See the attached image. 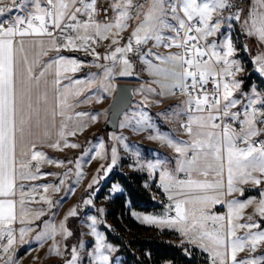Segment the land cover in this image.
<instances>
[{"label":"snow or ice","instance_id":"obj_1","mask_svg":"<svg viewBox=\"0 0 264 264\" xmlns=\"http://www.w3.org/2000/svg\"><path fill=\"white\" fill-rule=\"evenodd\" d=\"M22 6L28 9L25 14L0 20V238H6V243H0V256L3 257L4 264H14L13 246L17 242L25 243L26 235L33 230L31 223L23 225L43 214L42 210L30 213L25 206L23 191L17 201V177L23 180L54 175L30 171L33 160L37 161V169L40 161L45 159L48 163L57 165L65 163L47 158L46 153L37 149V144H47L57 149L65 146L79 147L65 137L75 135L88 126L77 121L69 130L68 121L72 119L70 110L73 107L70 97L79 96L84 87L96 83L97 74L90 73L84 87L75 92L69 91L70 85L61 84V80L67 78L63 73L78 71L85 61L60 54L59 50H91L93 56L100 57L101 53L90 42L97 37L108 38L109 33L115 29L110 44V47H115L103 54L104 59L112 62L111 65H101L94 61L103 70V91L111 94L116 85L111 82L110 77L115 74L117 67L120 75L132 74L133 65L128 53L134 48L139 51V46L147 44L149 40L155 41L157 45L161 44L164 42L163 29L166 28L172 29L176 35L168 36L171 43H165V46L171 48L175 45L182 48L183 52H171L166 56L155 54L156 59L162 62L159 65L153 64L146 55L141 58L148 65L150 74L162 77L154 81L160 86V95H174L176 91L184 94V108L181 111H187L188 119L180 127L190 139L178 141L159 132L150 137L167 144L178 153L172 169L167 168L160 160L148 162L150 169H161L160 182L173 200L176 214L167 217L145 216L144 219L148 223L166 220L189 243L209 252L211 264H264V255L237 259V253L245 247L255 252L264 244V229L260 228V221L253 220V216L249 215L248 219L252 222H235L244 214L242 210L254 202V213L264 217V188L260 190L259 199L225 198L233 193L243 194V184L251 182L261 185L264 181V139H252L264 132V96L253 87L251 93L241 94L247 97L242 112L230 111L235 105L241 104V99L233 96V92L242 83L235 79V72L242 70L240 62L230 59L236 51L233 41L224 34V39L220 42L223 50L218 51L217 43L211 42L207 44L212 49L210 53H206V48L198 46L199 39L211 36L220 29L222 21L213 20V15L232 8L231 0H151L146 8L145 5L134 3V0H115L109 5L114 10L113 18L109 20L106 16V22L95 18V13L101 10L97 8L96 0H21V4L9 5L8 8ZM8 8L0 6V13ZM102 10L107 13L108 7ZM181 11L183 15H180ZM242 11L239 7L235 8L234 12H229L227 19L240 20ZM133 12L136 13L137 23L127 42L121 46L119 34L129 27L128 21L133 18ZM78 13L87 18L80 19ZM140 13H143L142 17ZM169 15L178 23L173 24L165 19ZM242 29L249 36L254 35L264 42V0H252L242 21ZM72 32L75 35L70 34ZM49 49H55L57 55L47 61L37 75L35 66L40 57L48 54ZM206 54L208 58L202 59ZM213 57L216 62H222V67H216ZM254 61L259 72L264 74V54L254 57ZM212 77L216 78L213 80L215 89L209 93L203 86ZM220 77L232 79L221 80ZM72 83L81 84V80H73ZM103 98L99 94L96 96L97 100ZM257 101H261L259 107ZM87 115L86 112L75 113L76 117ZM58 116L62 118L59 123ZM91 119L95 121L96 116ZM233 121L239 123V129L234 126ZM136 123L142 127L153 126L146 113H141V119ZM120 126L124 127V124L121 123ZM241 143L244 146H240ZM125 147H128L127 144ZM99 148H104L103 141ZM111 153V164L107 166V170L117 161L115 146L111 148ZM99 154L97 151V155ZM77 167H80L79 163ZM178 172L185 173L187 178H178ZM41 187L47 192L50 185L43 184ZM53 190L60 191V188L53 186ZM40 199L49 206L52 205L50 197L45 195ZM85 203L91 201L87 200ZM218 203L227 205L226 214L207 211ZM75 214L76 208L73 207L65 216V221L68 216ZM91 220L93 224L90 227L96 237V245L90 255L97 264H112L110 252L114 250V245L105 243L102 235L96 231V217H91ZM16 221L22 225L18 230V237L17 230L12 227ZM208 221L216 226L209 227ZM238 228L257 230L238 236ZM57 232L65 236L72 234L64 221L59 227L45 221L43 230L35 236L38 246L42 247L46 239L52 238L49 254L62 255L54 239ZM78 256L77 248L73 246L72 258L66 264H77Z\"/></svg>","mask_w":264,"mask_h":264},{"label":"rangeland","instance_id":"obj_2","mask_svg":"<svg viewBox=\"0 0 264 264\" xmlns=\"http://www.w3.org/2000/svg\"><path fill=\"white\" fill-rule=\"evenodd\" d=\"M114 3L115 0H112ZM135 1V0H134ZM151 2V0H150ZM19 5L21 0H0V6L8 8L9 5ZM146 8V7H145ZM27 7L22 6L20 8L11 7L8 8L4 13H0V20L8 19L10 16H16L17 14H25ZM114 11V10H113ZM136 15V14H135ZM135 15L128 21L129 27L124 29L119 35V43L123 46L127 42V38L131 34L133 27L137 23ZM141 17L143 13H140ZM180 15H183L182 11ZM215 13L213 19H215ZM169 22L176 24L172 16L165 17ZM220 29L215 33L220 32ZM116 30L113 29L109 33L108 38L101 39L97 37L94 41L96 43L95 50L101 53L100 57H95L92 52L84 56L89 59L85 61L84 68L81 70L79 80L81 84L79 88L84 87V82L89 78L90 73H96V83L89 87H84V90L79 96H71L70 103L73 107L70 110L72 119L69 120V130H71L75 122L80 121L86 123L88 126L83 131H77L75 135H69L65 137L66 140L74 142L79 147L65 146L61 149H55L51 156L52 160H62L65 163L57 165L56 163H48L47 166L43 167V163L40 162L39 169H29L33 173H54V175L39 176L37 179H29L26 184L31 187V190L40 189L41 193L24 197L25 205L31 212L42 210L43 214L31 222H26L23 226H28L29 223L33 225V230L28 233L25 237V243H19V253L16 257H13L14 264H66L68 260L72 258V247L75 246L79 253L77 264H97L95 259L90 255L96 245V237L92 233L93 221L91 217H96L95 228L98 233L104 238V242L107 244L114 245V250L110 252L112 264H124V256L119 254V247L109 240L107 232L110 231L114 236H117L123 240L132 238L133 230H131L126 223H123L126 227V233H120L119 229H116L115 225L107 218L108 203L115 196L123 192V188L117 183H111L110 187L103 191L106 185L110 182L113 174L119 172L121 174L129 175L138 173L146 175L147 182L144 183V187L151 193L153 200L156 205L161 206V209L157 212L143 213L136 211L128 205L130 216L139 224L151 227L152 230L162 233L164 231L171 232L173 237L170 239L173 242L179 243L187 248L197 249L200 253V257L204 259L203 264H211L210 253L200 248L198 245L189 243L186 238L176 228L178 233L173 232L166 220L156 221L148 223L145 216H158L166 217L173 205V200L165 201L164 197H169L168 193L164 191L163 186L160 182L161 169H150L148 162H155L157 160L163 161L165 166L169 169L174 168L176 164V158L178 153L173 148L159 140L151 139L150 137L157 132L167 134L173 139L178 141H187L189 136L180 127V103L170 99L171 95H160L161 92L159 84L155 83L157 77L148 71V65L142 59L141 55L138 58H132L133 52L128 53L129 59L132 61V74L131 75H120L119 67L115 69V74L110 77L111 82L117 87L120 82L133 83L135 85L133 103L120 118L119 128L115 132L101 133L104 123L108 119L107 109L112 101V98L116 92V88L109 94L104 92L101 87V79L103 77V70L97 66L94 61H98L101 65H111V61L103 58L105 52H110L114 49L115 45L111 44V37L115 34ZM225 33H228L233 41L236 32L231 26H225ZM163 34H173L172 29H163ZM234 44V41H233ZM142 45V44H141ZM140 45V46H141ZM236 48V47H235ZM264 54V51H258L254 55L250 56V62L252 64L251 72L257 73L264 80V74L260 73L255 66L254 57L257 55ZM119 55V54H118ZM160 55V54H159ZM166 56V55H161ZM147 58L152 61L153 64L159 65L162 62L156 59V55H148ZM230 59H236L240 62V67L244 71H238L239 79L242 81L239 89L240 92L234 96L240 98L242 102H246L247 97L242 96L243 93L242 85L244 83V77L248 75L245 69L242 68L241 61L235 58L233 55ZM237 79V78H235ZM238 80V79H237ZM72 82V80H71ZM258 93L264 92V88L261 85L254 83L251 86ZM149 89H156L155 92ZM245 92V91H244ZM248 92V91H247ZM97 94L102 95V100H97ZM147 97V99H145ZM156 101H160L157 103ZM257 104H261V101H257ZM76 112H86L87 116L76 117ZM141 113H146L150 119L152 127H142L137 125L136 121L141 119ZM92 116H96L95 121L91 119ZM121 123L124 127H121ZM114 134V135H113ZM120 138V139H118ZM103 141L104 148L100 149V142ZM127 144V148L125 145ZM115 146L117 149V161L111 166L110 170H107V166L111 164V148ZM99 151V155H97ZM79 163L80 167H77ZM78 173H81L78 176ZM177 177L180 178L181 172L176 173ZM181 179V178H180ZM95 180V182H93ZM63 181V183H61ZM43 184H49L50 187L45 192L44 188L41 187ZM53 186H58L60 191H54ZM254 184L251 182L241 185L244 188L243 194L233 193L230 196L225 197L231 199L244 200L249 197H256L259 199L260 190L256 193L252 192ZM166 194H164V193ZM48 196L51 198L52 205L49 206L44 200H41V196ZM90 200L91 203H85ZM175 205V204H174ZM76 208V214L68 216L65 221V216L73 208ZM227 210V205L223 203L214 204L207 211L216 214H225L224 211H217V209ZM255 202L248 205L242 210L244 213L241 217L235 221L236 223H249V215L253 216V220L260 221V228L264 229V217H260L258 213H254ZM55 223L59 227L62 221L71 231L70 236L62 235L57 232L55 235V242L59 245L60 252L62 255L49 254V248L53 244V239L49 238L44 241L43 246H38L39 242L35 240L37 232L43 230L44 222ZM210 222V224H208ZM209 227H215L212 221H208ZM17 227L19 230L22 225L19 221L14 222L13 227ZM257 229H244L238 228L237 235L243 236L247 231H256ZM83 242V247H81ZM25 253V254H24ZM18 259L21 255H23ZM264 255V244L259 246L255 252L245 247L244 250L237 253V259H245L251 256ZM0 264H4L3 257H0ZM165 264V263H164ZM169 264H171L169 262Z\"/></svg>","mask_w":264,"mask_h":264},{"label":"trees","instance_id":"obj_3","mask_svg":"<svg viewBox=\"0 0 264 264\" xmlns=\"http://www.w3.org/2000/svg\"><path fill=\"white\" fill-rule=\"evenodd\" d=\"M236 48H238L237 45ZM254 54L253 52L250 56ZM236 58H239V54H236ZM251 69L252 64L249 62L247 70ZM254 83L264 87L261 78L256 73L249 72L244 77L242 90L249 91ZM100 132L105 133L106 131L101 128ZM146 182V175L138 173L125 175L116 172L103 190L105 192L111 183H117L123 188V192L108 203L107 218L123 234L126 233V227L123 223H126L133 230L132 238L123 240L114 236L110 231L107 232V235L109 240L119 247V254L124 256V264H164L165 262L171 264H203L204 259L200 257L197 249H189L173 242L170 240L173 237L171 232L158 233L151 227L139 224L130 216L128 205L130 208L143 213L157 212L161 209V206L155 204L151 193L144 187Z\"/></svg>","mask_w":264,"mask_h":264},{"label":"built area","instance_id":"obj_4","mask_svg":"<svg viewBox=\"0 0 264 264\" xmlns=\"http://www.w3.org/2000/svg\"><path fill=\"white\" fill-rule=\"evenodd\" d=\"M10 1V0H9ZM252 0H231L233 7L229 8V9H225L224 12L221 13H216V19H221L222 21V25L223 26H231L232 28H234L236 35H235V46L237 45L238 48H236V54H239V59L241 61L242 64V68L246 70V72L248 73L250 70H247V65L249 64V57L251 55V53H256L258 51H264V45L261 43V41L258 40V38L256 36H249L247 34L246 31H244L242 29V21L244 19L245 14L248 12L249 9V5L251 3ZM112 0H96V6L98 9H101L100 11H97L95 13V18L100 21V22H106L105 21V17L107 16L108 19H112L113 15H114V11L111 7H109V5H111ZM134 3L136 4H142L145 5V7H147V5L150 3V0H135ZM104 7H108V12L105 13L102 8ZM241 8L243 9V11L241 12V19L240 20H236L235 18H233L232 20H228V14L229 12H234L235 8ZM136 13L133 12V16ZM78 15L80 16V19H86L87 17L85 15H83L82 13H78ZM10 18H14V16H10ZM9 19V18H8ZM8 19H2V20H8ZM72 35H75L74 32L70 33ZM176 33L173 32L172 35L170 34H165L164 36V42H162L161 44L157 45L155 43V41L153 40H149V42L147 44H142L141 46H139V51H137L136 49L133 52V60L138 58L141 55H153V54H160V55H167L171 52H183L182 48H179L175 45H173V47L169 48L165 46V43H171L170 40H168V36H175ZM77 43H79V41H77ZM91 46L94 48L95 47V42L92 41L90 42ZM208 42L204 39H199L198 40V46L199 47H203L206 48V53H210L211 49L209 47H207ZM245 45L247 47H245ZM151 50V51H149ZM62 53H69V54H80L83 56H87L91 53V50H83V49H72V48H68V49H60L59 50ZM190 55V53H189ZM207 54L202 58V59H207ZM213 62L216 64L217 68L222 67V62H216L215 58L213 57ZM235 67V66H233ZM236 73V72H235ZM216 79L214 77L209 78V81L207 84H205L203 87L205 88V90H207L209 93L213 92L215 89V84L213 83V80ZM221 80L223 79H228L231 80L232 77H220ZM170 99H172L173 101H176L178 103H180L181 108H184L183 105V100L185 99L184 94H182L179 91H176V93L174 95H171ZM221 103L223 104L224 101L222 100ZM261 104H257V106L259 107ZM243 106H244V102L241 101V104L235 105L232 109H230V111H237L240 110L242 112L243 110ZM195 114V113H193ZM188 119V113L187 111H183L182 115H181V123H183V121ZM227 120V118H225ZM234 124V126L239 129L240 125L237 121H233L232 122ZM264 127V126H262ZM254 141H259L261 139H264V132H261L258 136L253 137L252 138ZM240 146H244L243 143L240 144ZM36 164H32V167L35 168ZM181 179H186V175L185 174H181L180 175ZM23 191L24 193V197H28L31 195H37L39 193H41V190H36L34 191V193L32 194L30 192V188L29 186H23V188L21 187H17L16 188V199L17 201H19L20 199V192ZM33 195V196H34ZM165 201H169L168 198L164 197L163 198ZM167 216H175L174 210L171 208L170 209V213ZM210 224V222H209ZM17 230V237L19 235L18 233V229L17 227H13ZM0 243H6V238H0ZM19 253V242H17L12 249V257H16ZM2 257V256H0Z\"/></svg>","mask_w":264,"mask_h":264},{"label":"crops","instance_id":"obj_5","mask_svg":"<svg viewBox=\"0 0 264 264\" xmlns=\"http://www.w3.org/2000/svg\"><path fill=\"white\" fill-rule=\"evenodd\" d=\"M112 2H113V1H112ZM112 2H111V4H112ZM251 2H252V1H251ZM248 11H249V9H248ZM215 16H216V13H215ZM213 20H216V17H215V19H213ZM224 34H227V35L229 36L228 33H225V26H223V25L221 24V30H220V32H218L217 34H213V35H211V36L206 37L205 40L208 42V44L211 43V42H216L217 45H218L217 50H218V51H222V50H223V46L220 44V42L224 39ZM163 35H165V34H163ZM234 39H235V38L233 37L234 47H236V46H235V40H234ZM261 43L264 45V42H261ZM95 45H96V43H95ZM210 49H211V48H210ZM211 51H212V49H211ZM236 51H237V50H236ZM236 51L232 54L235 58H236ZM59 52H60V51H59ZM60 54H63V55L69 56V57H75V58L78 59V60H83V61H87V60H89V59L85 58L83 55H80V54H69V53H62V52H60ZM56 55H57V52H56L55 49H49L47 55L40 57L39 63H37L36 66H35V70H36L37 75L39 74L40 70L44 67L45 63H46L47 61H49L50 59L55 58ZM84 64H85V63H84ZM84 64H81V65L79 66L78 71H76V72L67 71V72L63 73V76H64V77H67V78H66V79H62V80H61V84H62V85H70L69 91L75 92V90L79 89V85H80V84H74V83L71 82V80H72V81H73V80H79V75H80L81 70L84 68ZM242 71H243V70H242ZM243 72H244V71H243ZM249 72H251V70H250ZM256 74H257V73H256ZM239 75H240V74H239L238 72L235 73V78H237L238 80H240V79H239ZM257 75H258V74H257ZM258 76H259V75H258ZM259 77L261 78L262 83L264 84V80H263V78H262L261 76H259ZM241 88H242V87H241ZM263 88H264V87H263ZM238 92H240V90H235V91L233 92V96H234L235 94H237ZM243 92H244V91H243ZM251 92H252V91H251V88H250V90L248 91V93H251ZM260 94H261L262 96H264V92H260ZM70 100H71V98H70ZM241 101H242V100H241ZM180 109H182V108H180ZM182 112H183V111L180 110V119H179V120H181ZM60 119H62V118H60V117L58 116V117H57V122H58V123H59ZM68 124H69V121H68ZM180 124H182L181 121H180ZM189 139H190V138H189ZM37 149L43 151L44 153H46V157L48 158V156H51V154H53V151H54L56 148L49 147L47 144H37ZM40 162L43 163V167L47 166V165H46V164H47V160H46V159L43 160V161H40ZM36 163H37V161H35V160L31 161V166H30V168L33 169L32 164H36ZM35 168H36V167H35ZM181 174H185V173L181 172ZM28 182H29V179H23V180H21V179H19V176L17 177V180H16L17 187H21V185H23V186H28V185H26ZM29 188H30V190H31V187H30V186H29ZM262 188H264V181H262L261 185H254V186H253V189H252L251 191L254 192V193H256L258 189H262ZM37 190H39V189H37ZM35 191H36V190H35ZM31 193L33 194V193H34V190H32ZM163 193H164V192H163ZM164 194H165V193H164ZM33 195H34V194H33ZM33 195H31V196H33ZM165 195H166V194H165ZM29 197H30V196H29ZM166 198H168L169 201L172 200V199H170V198L167 197V196H166ZM27 204H28V202L26 201V202H25V205H27ZM171 208L174 210V213H175V205H174V204L171 205ZM215 209H216L217 211H224L225 214L227 213L226 207H225V209H221V210H220V209H217V208H215ZM169 213H170V212H169ZM175 214H176V213H175ZM166 217H167V216H166ZM208 224H209V222H208ZM12 227H13V225H12ZM171 228H172L173 232L178 233L177 230L174 229V227H171ZM24 254H25V253H24ZM24 254L21 255L18 259H20L22 256H24ZM0 260H1V259H0Z\"/></svg>","mask_w":264,"mask_h":264},{"label":"water","instance_id":"obj_6","mask_svg":"<svg viewBox=\"0 0 264 264\" xmlns=\"http://www.w3.org/2000/svg\"><path fill=\"white\" fill-rule=\"evenodd\" d=\"M135 85L133 83L120 82L107 109L108 119L103 125L106 132H115L119 128L121 116L128 111L133 103Z\"/></svg>","mask_w":264,"mask_h":264}]
</instances>
